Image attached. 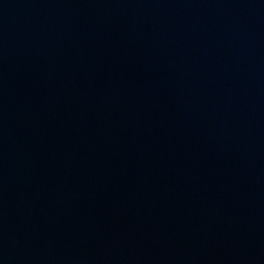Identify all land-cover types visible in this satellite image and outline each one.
Wrapping results in <instances>:
<instances>
[{
    "label": "water",
    "instance_id": "1",
    "mask_svg": "<svg viewBox=\"0 0 264 264\" xmlns=\"http://www.w3.org/2000/svg\"><path fill=\"white\" fill-rule=\"evenodd\" d=\"M0 264H264V0H0Z\"/></svg>",
    "mask_w": 264,
    "mask_h": 264
}]
</instances>
